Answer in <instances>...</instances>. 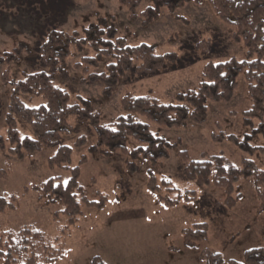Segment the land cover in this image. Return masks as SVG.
<instances>
[{
	"label": "rangeland",
	"instance_id": "rangeland-1",
	"mask_svg": "<svg viewBox=\"0 0 264 264\" xmlns=\"http://www.w3.org/2000/svg\"><path fill=\"white\" fill-rule=\"evenodd\" d=\"M150 4L151 0H144L139 12ZM99 17L114 24L131 44L145 42L154 45L158 54L176 52L178 55L175 62L168 63L157 74L129 72L114 88L113 96L104 97L102 84L87 82L83 72L75 67L83 54L92 52L86 49L79 53L72 47L67 66L70 77L62 79L55 75V84L67 89L73 103L78 102L79 97L91 100L94 109L101 112L103 123L121 113V99L127 93H152L163 101H173L179 92L197 86L207 62L246 57L245 45L233 39L234 29L217 17L208 2H191L175 13L165 11L156 21L143 26L141 19H130L128 10L119 0H0V54L14 50L21 43L30 49L22 53L16 63L0 65L1 136H7L5 118L11 91L2 81L3 72L9 68L12 76L19 79L24 72L45 70L39 47L51 30L71 33L97 22ZM238 83L231 101L209 103V118L205 124H189L180 129L152 126L169 141H180L179 146L171 150L170 157L155 167V173L158 177L167 176L181 190L195 189L197 199L183 200L175 207L162 205L147 187L149 162L140 158L138 173L130 174L121 152L110 158L89 153L88 146L97 142V132L87 120L75 115L69 119L73 133L63 134L55 146H45L41 152L23 160L0 148V169L9 173L5 178L0 172V196L22 195L25 187L30 188L22 196L18 209L0 213V234L10 229L36 226L53 241L59 238L60 242L55 245L65 248L66 257L52 264H90L96 256L106 264H207L209 255L214 254L221 255L222 264L244 262L246 251L264 249V211H260L253 180L240 179L235 194L242 193L243 198L235 207H227L222 188L200 187L196 180L186 177L187 163L179 154L186 150L195 161L222 155L239 168L247 158L264 170L263 154H250L231 141L215 142L211 138L212 133H232L243 138L251 132L243 123V113L252 105L244 73L239 75ZM21 97L29 106L45 103L43 97L25 94ZM16 118L21 136L34 137L29 124L20 116ZM258 125L259 121L255 120V127ZM82 135L87 137L88 145L75 147V141ZM252 144L264 145V136H256ZM61 145L74 148L70 166H80V184L88 199L98 200L99 192L109 198L103 210L88 208L80 199L84 215L66 233L62 228L66 226L67 217L61 215L56 221L53 218L62 207L44 205L32 189L51 177H61L64 183L69 180L68 169L49 166V158ZM135 145L131 139L129 146ZM84 154L87 161L80 164ZM202 223L207 224L206 238L191 236L186 240L184 230ZM0 264H4L2 260Z\"/></svg>",
	"mask_w": 264,
	"mask_h": 264
},
{
	"label": "trees",
	"instance_id": "trees-1",
	"mask_svg": "<svg viewBox=\"0 0 264 264\" xmlns=\"http://www.w3.org/2000/svg\"><path fill=\"white\" fill-rule=\"evenodd\" d=\"M129 12L132 20L141 19L143 26L156 21L165 11L175 13L191 2H208L217 17L234 29L233 39L243 43L247 49L243 60L230 58L225 61H209L202 68L201 81L195 88L179 92L173 101H163L152 93L136 95L127 93L121 99V113L108 123L102 122V114L94 109L91 100L79 97L78 102L71 101V95L65 88L55 84V75L68 79L70 72L68 60L72 56V47L79 53L89 49L92 53L83 54L75 64L90 83L102 84V95L112 97L114 88L129 72L138 75L159 73L170 62L178 59L176 52L158 54L154 45L142 42L131 44L119 34L114 24L99 17L98 21L74 30L71 33L53 29L39 47L40 60L45 70L24 72L22 78L12 76L7 68L2 74L4 85L10 86L8 112L5 123L7 136L0 135V148L7 150L19 160L41 152L45 146L60 143L62 135L72 134L74 127L69 123L72 116L85 119L97 132V142L88 146L89 153H98L110 158L121 152L125 157L126 170L130 174L139 171L140 158L149 162L147 169L150 192L157 196L165 207H175L185 200L191 202L198 197L195 189L181 190L165 175L158 177L155 167L160 166L178 147L180 141H169L153 130V124L161 127L180 129L189 124L203 125L209 118L210 102H229L238 90V77L244 73L247 81V93L251 99L250 109L243 113V123L251 132L243 138L225 132L212 133L215 142L231 141L241 150L264 155V145L252 144L258 135L264 136V0H151V4L139 12L144 0H119ZM180 18V17H179ZM205 42H202V47ZM30 49L24 43L14 50L0 54V65L16 63L20 55ZM206 51V49L204 50ZM101 67L102 70H99ZM43 97L45 103L33 107L27 105L21 95ZM26 121L34 137H22L17 118ZM255 120L259 121L255 127ZM134 140L136 145L129 146ZM75 147H85L88 139L85 135L77 138ZM74 148L61 145L49 158L51 168L60 167L70 171L69 180L64 183L61 177H51L32 189L39 195L44 205H60L53 218L67 217L62 232L71 231L84 215L80 199L88 208L103 210L109 198L99 192L98 200H89L80 184V166L71 167ZM187 163L184 173L187 178L196 180L200 187L215 186L225 191V204L235 207L243 198L242 193L235 194L236 184L241 178H251L260 201V211H264V170L256 163L245 158L242 168L236 167L224 156H213L207 161L190 159L186 150L179 152ZM87 161L84 154L80 164ZM3 177L8 172L3 171ZM23 189L22 195L0 196V213L9 209H18L22 196L29 192ZM186 240L191 236L206 238L207 224L202 223L194 229L184 230ZM59 238L53 239L36 226L22 227L19 230H6L0 234V260L4 264H52L66 257L65 248L56 246ZM64 247V245H61ZM220 254L209 255L207 264H222ZM90 264H106L96 256ZM231 264H264V249L254 248L245 252V261H232Z\"/></svg>",
	"mask_w": 264,
	"mask_h": 264
}]
</instances>
